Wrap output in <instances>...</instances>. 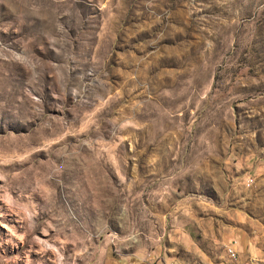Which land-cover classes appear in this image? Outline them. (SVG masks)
I'll list each match as a JSON object with an SVG mask.
<instances>
[{"label": "rangeland", "instance_id": "1", "mask_svg": "<svg viewBox=\"0 0 264 264\" xmlns=\"http://www.w3.org/2000/svg\"><path fill=\"white\" fill-rule=\"evenodd\" d=\"M174 212L264 264V0H0V264H149Z\"/></svg>", "mask_w": 264, "mask_h": 264}, {"label": "crops", "instance_id": "2", "mask_svg": "<svg viewBox=\"0 0 264 264\" xmlns=\"http://www.w3.org/2000/svg\"><path fill=\"white\" fill-rule=\"evenodd\" d=\"M157 215L160 214L151 212V217ZM172 216L170 231L164 230V236L155 249L160 256L157 264H237L240 248L244 247L249 257L257 253L251 234L239 232V226H231L227 230L213 219L199 220L190 217V213L174 212ZM228 246L237 249L235 260L227 255L225 250Z\"/></svg>", "mask_w": 264, "mask_h": 264}, {"label": "built area", "instance_id": "3", "mask_svg": "<svg viewBox=\"0 0 264 264\" xmlns=\"http://www.w3.org/2000/svg\"><path fill=\"white\" fill-rule=\"evenodd\" d=\"M161 239V238H160ZM160 239L157 241V243L160 241ZM156 246L151 247V252H148L145 257V261H149V264H157L160 261V256L156 253ZM226 251L231 259L237 258V253L234 250V247L228 246L226 248Z\"/></svg>", "mask_w": 264, "mask_h": 264}]
</instances>
